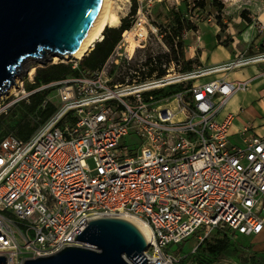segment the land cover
<instances>
[{"label":"built area","instance_id":"1","mask_svg":"<svg viewBox=\"0 0 264 264\" xmlns=\"http://www.w3.org/2000/svg\"><path fill=\"white\" fill-rule=\"evenodd\" d=\"M133 26L96 71L43 86L55 93L43 106L53 100L57 110L30 139L0 140L6 264L90 247L76 237L104 215L150 225L147 264H182L171 247L192 237L200 245L213 231L264 233V136L248 125L233 134L225 115L252 79L212 78L255 60L185 72L182 39L164 42L173 31L154 39L157 27ZM16 85L0 103L41 90L27 91L24 75Z\"/></svg>","mask_w":264,"mask_h":264},{"label":"rangeland","instance_id":"2","mask_svg":"<svg viewBox=\"0 0 264 264\" xmlns=\"http://www.w3.org/2000/svg\"><path fill=\"white\" fill-rule=\"evenodd\" d=\"M137 1L140 3L141 13L137 14L135 24L140 20L148 28L150 26L157 27L158 34L150 33L154 39L165 35L167 31L170 33L173 31L175 27L172 19L174 14L181 15L185 21L191 22L197 28L195 31H189L185 37V72L200 67H210L208 62L203 64L200 61L202 49L212 52L215 47L221 45L230 48L233 43H236L240 60H261L235 68L232 71L216 73L212 78L215 76L228 77L230 80L236 79L240 73L250 68L257 69V73L264 72V32L258 30V27L264 24V21L259 18L264 14V0ZM135 3V0H129L126 3L127 5L121 12V23L116 27L117 29L121 27L122 20L130 15ZM123 4H125L124 0H117L114 1L113 6L118 8ZM201 4H204V9L198 6ZM164 42L169 46V41L165 39ZM169 48L172 49L171 46ZM171 52L173 55L172 50ZM216 56L218 57L219 54L217 53L213 57ZM55 58L50 59L48 63L34 61L24 66L21 75L25 77L27 91H29L28 84H33L35 81V79L34 81L29 79L33 69H35L33 74L35 77L37 69L47 64L60 62L72 64V60L76 61L73 57L59 58L57 61ZM82 60H78L79 64ZM233 61L234 58L228 63ZM40 89V91L45 90L43 86ZM13 93L14 95L9 100L0 103V140L11 134L17 135L19 127L23 125H34L43 121L39 111H30L31 97H26L19 91H13ZM16 94L18 96H15ZM52 95L55 93L49 90L48 97H52ZM49 100L51 101V98ZM56 101L54 100V103ZM198 244V237H192L181 246H172L171 251L182 259V264H264V233L255 237H244L233 234L229 230L213 231L205 241ZM131 263L135 264L133 261Z\"/></svg>","mask_w":264,"mask_h":264},{"label":"water","instance_id":"3","mask_svg":"<svg viewBox=\"0 0 264 264\" xmlns=\"http://www.w3.org/2000/svg\"><path fill=\"white\" fill-rule=\"evenodd\" d=\"M106 0H0V98L29 62L71 58L98 21ZM76 240L59 252L25 264H147L150 241L132 220L104 215L88 220ZM0 255V264H6Z\"/></svg>","mask_w":264,"mask_h":264},{"label":"trees","instance_id":"4","mask_svg":"<svg viewBox=\"0 0 264 264\" xmlns=\"http://www.w3.org/2000/svg\"><path fill=\"white\" fill-rule=\"evenodd\" d=\"M135 6L133 7L130 15L122 20V25L120 28L108 27L104 32V39L98 42L93 49V51L85 56L79 64V69H73L72 64L67 63H55L47 64L44 67L38 68L35 75V82L33 84H28L27 89L29 91H34L44 85H48L55 81H60L68 76H78L81 72H94L96 71L102 63H104L108 57L112 54L114 48L119 43L122 38V34L126 30L133 28L135 23L138 10L140 8L139 3L135 0ZM204 9V4L198 5ZM173 21L175 27L173 33L168 35L169 43H172L174 38H180L182 41L179 42L181 50L184 52L185 56V37L189 31L197 30V28L189 21H185L183 17L179 14L173 15ZM264 48V47H263ZM49 95V90L38 91L31 96V107L30 111H39L40 116L43 117V121L34 125H23L19 127L17 136L23 140L30 139L35 132L48 121L56 112L57 108L52 103H47L43 106L47 97Z\"/></svg>","mask_w":264,"mask_h":264},{"label":"crops","instance_id":"5","mask_svg":"<svg viewBox=\"0 0 264 264\" xmlns=\"http://www.w3.org/2000/svg\"><path fill=\"white\" fill-rule=\"evenodd\" d=\"M259 18L264 21V14L260 15ZM217 53L219 56L213 57ZM238 56L236 43H233L230 48H225L220 45L215 47V50L212 52L202 49L200 61L203 64L208 62L210 66H218L228 63L233 58L235 60ZM255 73H257V69L250 68L240 73L236 79H231L232 81L252 79L250 88L246 92H240L234 95L229 100L225 109V115H234V122L232 125L233 134H238L248 125L253 128L255 133L264 136V72ZM213 78L217 79L222 77L214 76Z\"/></svg>","mask_w":264,"mask_h":264},{"label":"bare ground","instance_id":"6","mask_svg":"<svg viewBox=\"0 0 264 264\" xmlns=\"http://www.w3.org/2000/svg\"><path fill=\"white\" fill-rule=\"evenodd\" d=\"M114 1L117 0H106L105 5L103 8V11L96 22L95 26L91 30L90 34L86 38L85 42L83 43L82 47L79 49L78 52L75 53L73 56L76 60L83 59L86 55H88L96 46V44L104 39V32L108 27L116 28L121 23V12L124 10V7L127 5L126 3L129 0H124L125 4L120 5L118 8H114ZM129 36V34H128ZM133 36V33L132 35ZM134 44L131 46L132 52L134 51ZM59 58L56 57L55 61H57ZM261 59L255 60L254 62H258ZM35 69L32 70V75L34 74ZM18 81V79H17ZM123 217L128 218L132 221H134L146 234L149 241L153 238V230L150 227V225L141 219L140 217H137L135 215H123Z\"/></svg>","mask_w":264,"mask_h":264}]
</instances>
